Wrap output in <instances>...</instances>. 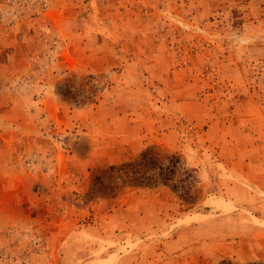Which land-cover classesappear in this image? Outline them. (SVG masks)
I'll use <instances>...</instances> for the list:
<instances>
[{"label": "rangeland", "instance_id": "1", "mask_svg": "<svg viewBox=\"0 0 264 264\" xmlns=\"http://www.w3.org/2000/svg\"><path fill=\"white\" fill-rule=\"evenodd\" d=\"M150 148L201 202L91 191ZM226 259L264 263V0H0V264Z\"/></svg>", "mask_w": 264, "mask_h": 264}, {"label": "trees", "instance_id": "2", "mask_svg": "<svg viewBox=\"0 0 264 264\" xmlns=\"http://www.w3.org/2000/svg\"><path fill=\"white\" fill-rule=\"evenodd\" d=\"M200 182L195 171L188 169L180 156H165L160 151L150 148L132 161L110 167L96 178L91 191L106 198L116 197L126 187L155 188L165 185L178 193L187 204L196 205L204 197V191L199 187ZM221 264L264 263H240L226 259Z\"/></svg>", "mask_w": 264, "mask_h": 264}]
</instances>
